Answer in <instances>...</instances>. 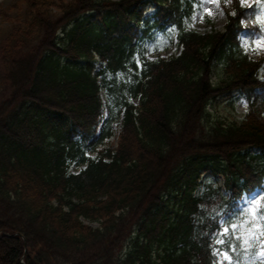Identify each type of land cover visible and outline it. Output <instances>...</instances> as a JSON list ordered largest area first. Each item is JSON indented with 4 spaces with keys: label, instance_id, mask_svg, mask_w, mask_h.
<instances>
[{
    "label": "trees",
    "instance_id": "obj_1",
    "mask_svg": "<svg viewBox=\"0 0 264 264\" xmlns=\"http://www.w3.org/2000/svg\"><path fill=\"white\" fill-rule=\"evenodd\" d=\"M196 1L22 0L0 23V264L217 263L220 216L264 180V65L237 40L257 12L201 35L186 28ZM176 32L179 57L146 59ZM235 92L244 120L210 123L213 97ZM120 119L118 148L97 150ZM204 174L224 185L197 194Z\"/></svg>",
    "mask_w": 264,
    "mask_h": 264
},
{
    "label": "rangeland",
    "instance_id": "obj_2",
    "mask_svg": "<svg viewBox=\"0 0 264 264\" xmlns=\"http://www.w3.org/2000/svg\"><path fill=\"white\" fill-rule=\"evenodd\" d=\"M19 0H0V11L1 12H7L8 16L11 18L13 16L17 15V9H13L17 2ZM71 1V0H66ZM239 3L243 8H250L252 6H257L264 9V0H260V2H257V0H248V3L241 4L240 0H200V5H197L195 7V12L192 18V21L189 25L190 29L195 30L202 34H208L212 32H224L225 27L228 22V14H233V5L235 3ZM155 12V8L152 6H149L147 11L145 12V17H150ZM6 21V17L0 16V19ZM4 21H1V25L6 24ZM260 22L264 23V16L260 18ZM182 49L177 45V41L174 42V44L166 51H163L160 57L162 58H171L176 57L180 55ZM251 56L256 59H264V49H255L253 52H251ZM149 58L151 60L156 59V55L150 54ZM221 67L218 65L215 68V72L213 75V82L214 84H218L220 81L219 74L221 73ZM2 68L0 63V76H1ZM122 78V76H121ZM0 83V98L3 96V87ZM104 101L106 103V98L103 94ZM231 97L228 96H222L219 95L211 101V103L208 106V110L210 113V121L211 122H218L223 124H232L235 122L241 121L246 112H247V104L245 101H238L236 102L235 107L232 105ZM134 103L136 105H139V99L135 100ZM115 136L104 146L100 147V149L103 148H117L118 145V137L121 132V126L117 123L115 124ZM72 173H78L80 172V168L73 166L71 169ZM214 181L213 177H204L203 178V186L201 187L200 191L203 192L207 185L212 183ZM260 196H264V190L263 191H257L253 196L251 197H245L244 200L241 202V208H251L248 206L247 202L251 199L259 198ZM258 208L259 205H256ZM233 224H236L237 227L235 230L232 229V227L228 228V233H222L220 234L219 240H222L223 243H219V246L222 249V257L219 262V264H231L233 261V256L231 254V251L227 250V247L229 246L231 250L237 249V242L240 243L241 249L245 252H250L252 248L257 249L258 251V257L261 259V261L264 262V236L260 235L261 229L257 228V225L264 224V218H260L257 216H254L252 214L251 217H249L246 220H242V222H234ZM232 224V225H233ZM94 227H97L95 224ZM227 228V227H225ZM239 237V239H237ZM224 252H227L228 255L231 257V260L226 259L223 255Z\"/></svg>",
    "mask_w": 264,
    "mask_h": 264
},
{
    "label": "snow or ice",
    "instance_id": "obj_3",
    "mask_svg": "<svg viewBox=\"0 0 264 264\" xmlns=\"http://www.w3.org/2000/svg\"><path fill=\"white\" fill-rule=\"evenodd\" d=\"M257 2H260V0H257ZM240 3L242 5L246 4V3H248V0H240ZM255 49H264V38H261V39H258L255 41ZM262 201H264V196H260L259 198L251 199L247 202V204L251 208V212L254 216L261 214V213H264V208H257L256 207V205H259ZM236 227H237L236 224L232 225L233 230H235ZM256 227L261 229L260 235L264 236V224L257 225ZM223 231H224V233H228L229 230H228V228H224ZM237 239H239V237H237ZM217 242L221 243V244L223 243L222 240H218ZM223 255L226 259L231 260V257L228 255L227 252H224Z\"/></svg>",
    "mask_w": 264,
    "mask_h": 264
}]
</instances>
